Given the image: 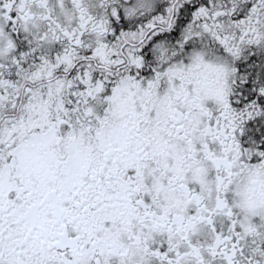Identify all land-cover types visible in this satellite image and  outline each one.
Masks as SVG:
<instances>
[{
    "label": "snow or ice",
    "instance_id": "obj_1",
    "mask_svg": "<svg viewBox=\"0 0 264 264\" xmlns=\"http://www.w3.org/2000/svg\"><path fill=\"white\" fill-rule=\"evenodd\" d=\"M0 264H264V0H0Z\"/></svg>",
    "mask_w": 264,
    "mask_h": 264
}]
</instances>
